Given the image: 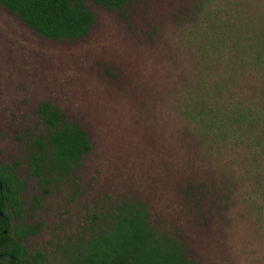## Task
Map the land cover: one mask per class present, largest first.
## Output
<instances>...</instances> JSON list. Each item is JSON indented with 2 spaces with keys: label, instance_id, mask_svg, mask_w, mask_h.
Here are the masks:
<instances>
[{
  "label": "rangeland",
  "instance_id": "374dc122",
  "mask_svg": "<svg viewBox=\"0 0 264 264\" xmlns=\"http://www.w3.org/2000/svg\"><path fill=\"white\" fill-rule=\"evenodd\" d=\"M84 5L94 14L88 32L51 40L0 4V167L21 181L12 225L34 231L20 240L24 264H63L122 201L143 204L193 264H264V175L254 190L244 152L218 153L181 111L187 84L208 64L202 74L235 79L229 104L264 110V0ZM210 37L212 63L201 53ZM43 103L91 145L77 167L47 182L31 172L46 142Z\"/></svg>",
  "mask_w": 264,
  "mask_h": 264
},
{
  "label": "trees",
  "instance_id": "16d2710c",
  "mask_svg": "<svg viewBox=\"0 0 264 264\" xmlns=\"http://www.w3.org/2000/svg\"><path fill=\"white\" fill-rule=\"evenodd\" d=\"M108 9L120 11L129 0H91ZM0 4L18 17L40 37L51 40H76L83 37L94 22L93 12L84 0H0ZM201 52L205 62L213 61V37ZM208 64L198 73L197 83H188L183 95L184 119L218 151L244 152L251 168L254 190L264 175V110L229 104L226 92L235 79L218 81L208 73ZM227 81V82H225ZM47 132L36 153L31 155L32 173L41 181L61 179L77 167L91 145L85 131L67 121L56 107L43 103L38 108ZM247 168H245V173ZM0 264L29 263L21 239L33 233L30 226H13L20 218L21 181L15 173L0 167ZM264 191V188L262 189ZM264 196V192H263ZM258 212L264 213V198ZM254 201V206L260 204ZM103 224L75 244L63 264H193L184 244L167 233L157 231L143 204L122 201L109 209ZM39 253L31 255L37 260Z\"/></svg>",
  "mask_w": 264,
  "mask_h": 264
},
{
  "label": "water",
  "instance_id": "95a60500",
  "mask_svg": "<svg viewBox=\"0 0 264 264\" xmlns=\"http://www.w3.org/2000/svg\"><path fill=\"white\" fill-rule=\"evenodd\" d=\"M0 188H1V185H0Z\"/></svg>",
  "mask_w": 264,
  "mask_h": 264
}]
</instances>
